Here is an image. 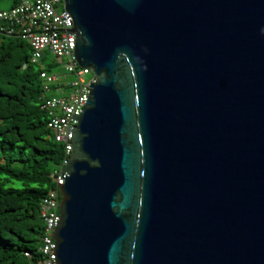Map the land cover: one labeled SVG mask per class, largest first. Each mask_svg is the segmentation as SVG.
Segmentation results:
<instances>
[{"label":"water","instance_id":"95a60500","mask_svg":"<svg viewBox=\"0 0 264 264\" xmlns=\"http://www.w3.org/2000/svg\"><path fill=\"white\" fill-rule=\"evenodd\" d=\"M63 1L95 82L55 263L264 264V0Z\"/></svg>","mask_w":264,"mask_h":264},{"label":"trees","instance_id":"16d2710c","mask_svg":"<svg viewBox=\"0 0 264 264\" xmlns=\"http://www.w3.org/2000/svg\"><path fill=\"white\" fill-rule=\"evenodd\" d=\"M30 58L26 40L0 35V264H40V204L64 157L40 108V68Z\"/></svg>","mask_w":264,"mask_h":264},{"label":"built area","instance_id":"2783aa9c","mask_svg":"<svg viewBox=\"0 0 264 264\" xmlns=\"http://www.w3.org/2000/svg\"><path fill=\"white\" fill-rule=\"evenodd\" d=\"M72 28L73 19L65 10L63 0H15L9 9L0 10V35L26 40L31 47L32 63L39 64L47 52L67 59L59 66L64 69L60 74L48 71L44 65L40 68L43 85L40 108L46 112L47 127L64 152L61 164L51 174L55 185L40 204L45 225L39 246L40 264H57L53 234L60 217L59 184H64L68 176L62 170L71 155L72 126L78 123L73 118L81 113L91 89L89 84L95 82L90 68L81 67L75 58L76 34ZM89 74L92 76L87 80L85 77Z\"/></svg>","mask_w":264,"mask_h":264},{"label":"rangeland","instance_id":"374dc122","mask_svg":"<svg viewBox=\"0 0 264 264\" xmlns=\"http://www.w3.org/2000/svg\"><path fill=\"white\" fill-rule=\"evenodd\" d=\"M12 3V4H11ZM13 5V1L12 0H0V10H4V9H9L11 6ZM61 7H58V9L60 10ZM66 58H62V57H57L54 54L47 52L45 57H43V59L39 62V64H36L37 67L35 68H41L42 65H44V67L48 70L53 72L54 74H60L61 72H63V68H60L59 66L63 63L66 62ZM51 65H57L53 66L52 68H50ZM92 76V74L86 75V79L88 80L90 77ZM69 78H73L72 76H70Z\"/></svg>","mask_w":264,"mask_h":264},{"label":"crops","instance_id":"0c3cea01","mask_svg":"<svg viewBox=\"0 0 264 264\" xmlns=\"http://www.w3.org/2000/svg\"><path fill=\"white\" fill-rule=\"evenodd\" d=\"M13 1V0H12ZM12 4V3H11Z\"/></svg>","mask_w":264,"mask_h":264}]
</instances>
